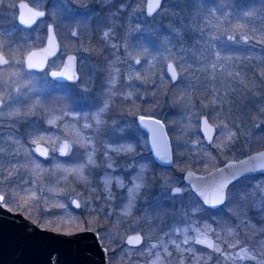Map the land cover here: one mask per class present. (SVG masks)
Here are the masks:
<instances>
[{
  "label": "rangeland",
  "instance_id": "rangeland-1",
  "mask_svg": "<svg viewBox=\"0 0 264 264\" xmlns=\"http://www.w3.org/2000/svg\"><path fill=\"white\" fill-rule=\"evenodd\" d=\"M17 1L19 0H0V15L7 16V18L3 19H1L0 16V20L1 22L6 21L8 23V27L0 26V52L10 60V65L0 67V100L2 101L1 105H4L0 107V194L4 197V206L9 209L17 211L18 209H26L32 215L39 216V214H36L39 209L35 210L31 208V206H33L31 205L32 203H38L35 198L37 193L35 178H33L30 184L26 183L24 185H19L18 176H15L16 171L19 170L21 165L20 160L23 147H25L27 155L29 156L32 155L31 151H34L33 146L36 143H43L49 149L48 156L43 158L45 159L44 161H39L36 157H31L33 158L30 166L32 172L33 169H37V165H39V167H48L49 169L55 167V160H57L58 156H62L58 151L62 141L66 140L70 144V149L67 151V154L63 155L67 160H71L77 155V151L80 148L78 137L81 141V147L84 146L85 142L84 139L82 140L79 126L73 121L74 118H72V121L64 122H60L59 119H57L55 123H51L52 130H50V132L44 133V135L41 134L42 137L45 138V141L36 140V136H32L31 139L34 140L31 141L30 144H24L16 138L14 136V129L9 125L13 126V120L22 116L19 107L21 98L27 95L31 96L34 90L42 87L45 88L51 83L56 82V79L48 76L47 71L49 69L61 71L69 55H72L75 59V78L71 82L78 85V87L82 85V89L84 90L86 86L85 82H83V76L87 74L92 79L95 74L96 65L91 60L92 58L89 50L84 47L85 43L82 41L84 35L80 25L81 22L78 21L77 18V22H73L71 18H65V15H63V13L69 12V14L72 13L79 16L82 13V15L85 16L83 14L85 12V10H83L86 7L85 4L83 5L76 0H25L35 8L44 9L46 11V18L39 20L30 28L21 30L18 28L20 25L16 21ZM134 1L135 4L132 3L131 0H128L127 7L125 6V8L122 5L121 8L134 18L135 24L133 25V32L135 34L146 32L149 37L153 39V46L155 47L149 49L148 46H136L133 48V52L128 48L125 49L124 55L126 65L124 79L127 82L134 83L142 100L147 102L152 101L154 107L147 110L137 108L134 113H127L128 111L116 112L110 120V129L119 128L120 131H123L128 128L136 131L139 136L144 137V134L142 135L140 132L142 130L138 126L139 117L143 115L156 117L164 123L167 130L171 146L172 164L174 162V149H176V157L179 166L183 164L185 159H189L191 163H189V167H181L179 171L180 174L179 172L173 171V173H171L172 176L161 177V180L157 184L158 191L154 198V202L151 203L150 199L145 197V195L138 197V191L135 194V199L131 202V207H129L130 196L128 188L132 187L136 182L133 178L140 173V171L138 168H134L132 172L128 174V179L123 178L118 173L116 174L114 169L117 166L112 164L113 159L110 158L112 154L108 151L111 150L115 153L116 151H114V149L121 145L130 146L131 142L127 144L103 142V147L99 150L101 151L104 149L103 156L101 157L107 160V162L100 168L101 175L99 176V181L101 185L99 186L100 189H98V196H96L101 199V203L103 198H106V203L109 207L107 212L109 215H114L121 210V221L128 223H126V228L121 232L108 229L102 225H100L98 231L96 228L98 227L97 225H99L97 220H92L93 218L90 217L85 228L96 229L104 244L111 242L116 249L115 263L120 260L121 263L119 262V264H128V261L133 257L132 255H140V252H143L148 254L149 259L147 261L138 259L139 261H135L134 263L132 261V264H184L182 254L173 256L165 252L167 249L166 246L169 245L168 242L164 243L163 246L160 245V242L164 241L163 233H160L159 236L154 239L152 236L148 237L144 234V231H146L145 225L150 220L160 215V204L166 201L170 204V214L172 215L169 220L163 218L166 220L165 226L166 229L169 228L179 234L176 238L179 243H184L185 237H189L188 244H191V249L195 248L192 245L196 244L200 247L205 246L207 248L206 244H199L196 242L198 236L196 229L199 228L201 232L205 233L204 235H200L199 238H207L213 244V247L210 249H216V247H218L217 244H221V240L218 236L219 230L207 220H203V217L206 216L208 212L203 210L195 200L189 197L187 193L188 187L182 180V173L186 169L205 172L222 164L228 159H236L254 150L263 148L261 144H259L260 146L258 145V148L252 149V147L256 146V143L260 141L258 132L261 120L258 118L249 119L246 118L244 113L243 115L240 114L241 110L245 108V100L248 98L247 94L250 93V90L245 89L243 85L238 91L231 89V86L228 87L229 91H227V89L225 90V88L219 89L225 81L226 75L225 78L217 76L216 80L210 77L208 82L203 81L206 75V73L203 75V70L205 69L204 65L197 64L196 67H193L188 60L190 61L193 58V60L197 62L203 56L214 55V51L211 49L214 48L212 44L214 38L220 39L223 43L243 42L247 44L251 43L252 39L247 31L237 30L230 26L228 22H224L223 16H227V13L224 14L221 11L223 5L222 0H215V7H211L208 4L205 5L201 0H199V4L196 3L198 0H163L159 10L151 16L145 14V0ZM126 2L125 0V4ZM126 18L129 19V17ZM219 19L220 22L218 23L217 21ZM48 23L53 24L55 34L59 41V50L53 58L49 59L45 70L29 72L23 67V57L29 50L38 48L44 44L46 26ZM127 23H129L128 20ZM3 30L7 36L11 34H16V37L21 36L25 44L23 54L19 55L17 53L19 48L16 41L10 40L9 43L4 41ZM183 31L190 37L189 40L183 39ZM73 33H75V35H73ZM253 42L256 43L255 41ZM149 43L151 44L150 39ZM261 44V46H264L263 43ZM4 50L7 52L4 53ZM214 58L217 61L214 59L211 66L220 63L219 54L214 56ZM137 59L140 60L139 64L136 63ZM168 61H172L175 64L179 75L177 81L173 82L176 86L174 90L171 89V91H165L163 88L165 83L170 81L165 69ZM229 71L230 70L227 69L226 74L229 73ZM81 78L82 83L79 85L78 82ZM233 78L231 77V79ZM227 79L230 81V77L227 76ZM63 82L67 81L65 80ZM160 88H163V92L159 97L157 91ZM230 91L234 93V96L223 99L227 94L231 93ZM253 93L254 95L259 94L257 90L253 91ZM131 94L132 92L128 91L125 97ZM65 99L67 100L66 93ZM68 102L66 101V104ZM73 106H75L73 112L70 111L66 105L65 109H61L60 106L57 108L58 110H56L57 113L55 117H62L69 113L73 117L81 118L84 112L77 113V102L74 103ZM51 109H54L53 105H51ZM229 113H232V118L229 117ZM202 115H205L215 126L216 134L211 143H206L204 139L201 138L202 136L199 132V118ZM104 118L103 116L101 120L104 121ZM94 121L96 123L95 119ZM47 124L50 123L47 121ZM82 124L84 126L88 125L90 121L83 120ZM65 125H67V127L63 128ZM225 125H227V128L232 133L230 138L228 132H224L223 135H221ZM144 142L148 146L147 135L146 141ZM223 146H225V149ZM179 149L181 150L179 151ZM217 150L221 151L217 160L218 164L214 167H207V164H204L203 161ZM119 152L123 153L129 151ZM119 152L116 153L118 154ZM90 153L93 158H97V155H94L93 146ZM88 154L89 152H87L86 159H88ZM135 158L131 156L128 157L125 164H123L124 168L129 171L131 168L135 167V165L139 167L141 163ZM180 158H182V164L180 163ZM109 164H111L112 167H109ZM75 177L84 187L85 180L81 178V174L75 172ZM106 177L112 178L111 184L113 185V182H115L116 190L111 188V184L108 188L105 187L104 180ZM117 179L122 180L125 186L119 187ZM127 180L128 182H126ZM71 181L74 182L75 179ZM44 183V181L41 183V192L45 190ZM254 183L258 186L257 181ZM254 183L252 182L253 185H255ZM261 183L262 185L259 187V191L264 192V183ZM175 186L181 189L180 193L172 192V188ZM94 191L95 193L98 192L97 189ZM253 193H255V191ZM231 194L230 198H232L233 192H231ZM64 196L66 198L65 202H68L72 210L81 209L83 212H87L93 206L90 199L87 198L91 196L89 192L84 196L81 190L69 187L64 191ZM73 198L78 200L79 207L72 205L71 200ZM117 202H119L120 207L117 206ZM102 205L105 204L103 203ZM232 205L231 203L225 207L227 216L229 207ZM37 206L38 205H36L35 208H38ZM64 208L67 207L64 206ZM41 209L42 208H40V210ZM193 209L196 211H193ZM69 210L65 211V209L62 208L61 212H63L65 216L77 214L74 211L71 213V210ZM130 212H133V215L128 216ZM212 215L213 214L207 215V217ZM179 218H184L186 221H179ZM205 225L210 226L211 231H205ZM185 228H187V231L182 230ZM178 229H181V231H178ZM134 232H139L143 235V243L138 247L144 246L137 251H132L129 249L131 246H129L126 250V258L122 257V252H124L125 249L121 250V248H116L114 240L121 238L124 241L128 233ZM223 235L225 237L224 233ZM215 236H217V238H215ZM170 238L171 237H169V239ZM226 239L228 240L227 237ZM179 243H176V245ZM153 245H155V247H153ZM241 248H248L250 255L255 256V258L260 256L257 250L255 251L254 248L244 245L236 248L228 257H221L222 260L220 264H225L226 258H230L233 261L246 260L248 262L251 258L243 260L237 258ZM176 250L179 251L180 249H177L176 246ZM193 256L195 264H198L199 255L195 249ZM134 258L135 257H133L132 260H134ZM260 261L257 263L264 264V257H261ZM186 264L190 263L187 262Z\"/></svg>",
  "mask_w": 264,
  "mask_h": 264
},
{
  "label": "trees",
  "instance_id": "trees-1",
  "mask_svg": "<svg viewBox=\"0 0 264 264\" xmlns=\"http://www.w3.org/2000/svg\"><path fill=\"white\" fill-rule=\"evenodd\" d=\"M76 1L86 5L83 9L85 10L83 13L85 16H83L82 13L79 16L77 14H69V12H65L63 15H65V18H71L73 22L76 21V18L81 22L80 25L84 35L82 41L85 43L84 47L89 50L92 58L91 60L96 65L93 78L91 79L87 74L83 76V82H85L86 86L85 90L82 89V78L78 82L81 87H78V85L71 81L63 82L56 80V82L51 83L45 88L42 87L34 90L31 93V96L27 95L26 97L21 98L19 107L22 116L15 118L13 120V126H9L14 129V136L24 144H30L31 141L34 140L31 139L32 136H36V140L45 141V138L42 137V135L52 130V125L47 124V121L55 117V114L57 113L56 110H58L57 108L61 106V109H65L66 105L70 111L73 112L75 107L73 105L77 102L76 111L77 113L84 112L82 117L76 118L67 113V115L60 117L59 121H72V118H74L73 121L79 126V132H81L82 140L84 139L85 143L84 146L81 147L80 138L77 136L80 148L73 159L67 160V158H64L63 156H58L57 160L54 162L55 167L50 169L48 167H38L35 170L33 169L32 172L30 166L33 158L31 157H36L39 161H44L45 159L37 156L34 151H31V156L27 155L25 147H23L20 160L21 165L19 170L16 171L15 176H18L19 185H24L26 183L30 184L33 178H35L34 180L37 187L35 198L38 203H32L31 205L33 206H31V208L35 210L39 209L36 213L39 214V216L32 215L26 209H18V211L24 213L39 225L54 230L72 232L85 228L91 217L93 218L92 220H97L99 225H97L98 227L96 228L98 231L100 225H102L108 229L121 232L126 228V223H128L121 221V210L114 215H109L107 212L109 207L106 203V198H103L101 203V199L97 197L99 193L98 189H100L99 186L101 185V182L99 181V176L101 175L100 168H102L107 162V160L101 157L103 156L104 149L101 151L99 150L103 147V142L112 144H127L131 142V151L129 152H119L117 154L111 150L108 151L112 154L110 156V158L113 159L112 164L117 166L114 169V172L120 174L123 178L128 179V174H130L134 168H138L141 172V167H143L142 186L139 190L138 197L145 195V197L150 199L151 203L154 202V198L158 191L157 184L161 180V177H170L172 176L171 173H173V171L179 172L181 167H189V163L191 162L189 159H185L182 164V158H180V163L182 165L179 166L176 157V149H174L173 164L170 166L159 165L153 160L151 152L147 144L144 142L146 141L145 132L140 131L142 135L144 134V139V137L139 136L137 132L132 129L126 128L123 131H120L119 128L110 129V120L116 112L128 111L127 113H134L137 108L147 110L154 107L152 101L147 102L142 100L134 83L132 84L125 81L124 73L126 59L124 53L127 48L133 52V48L136 46H148L149 49H152L155 46H153V39L149 37L146 32H140L137 34L133 32L135 20L133 16H130L129 13L123 11L121 8L122 5L127 7L128 0H126V4L125 0ZM201 1H203L205 5L208 4L211 7L216 6L215 0ZM131 2L135 4L134 0H131ZM196 3L199 4V0L196 1ZM222 3L221 11L224 14L227 13V16H223L224 22H228L230 26L237 30L247 31L251 36V43H223L220 39L214 38L212 40L214 48H211L210 46L214 51V55L203 56L197 62L192 58L190 61L188 60V62L193 67H196L197 64L204 65L205 69L203 70V75L205 73L206 75L204 76L203 81L208 82L210 77L213 80H216L217 76L225 78L226 75L225 81L219 89L225 88V90L227 89V91H229L228 87L231 86V89L238 91L243 85L245 89L250 90V93L247 94L248 98L245 100V108L241 110L240 114L243 115L244 113L246 118L249 119L258 118L261 120L258 132L260 138L258 139L260 141H258L256 143L257 145L253 146L252 149L258 148L260 146L259 144L264 148V46H261V43L264 44V2H262V0H222ZM126 17H129V19ZM3 18H7V16L2 15L1 19ZM127 20L129 23H127ZM217 22L219 23L220 19ZM0 26L8 27V23L6 21L1 22L0 20ZM18 28L21 30L26 29L20 26ZM182 34L183 39H190L184 31ZM3 36L5 39L3 40L7 43H9L10 40L16 41L19 48L17 53L19 55L23 54L25 44L21 36L16 37V34L7 36L4 30ZM149 39L151 40V44L149 43ZM3 52L6 53L7 51L4 50ZM216 53L217 55L219 54L220 63L211 66V63H213V60L215 59L214 56H217ZM227 69L230 70L229 73H227L228 75L226 74ZM227 76L230 77V81L227 79ZM231 77L234 78L231 79ZM113 79L115 80V84L112 83ZM174 84L175 83L167 81L163 88L165 91H171V89L174 90V87L176 86ZM163 88H160L157 91L159 97L163 92ZM255 90L259 93L258 95H254L253 91ZM128 91H131L132 94L125 97V94H127ZM230 92L231 93L227 94L223 99L233 97L234 93L232 91ZM65 93L67 95V100L65 99ZM66 101L69 102L66 104ZM105 103L108 104V108L105 112L100 114L101 118L103 116L105 117L104 121L97 124L93 118ZM51 105H53V110L51 109ZM229 117L232 118V113H229ZM83 120L90 121L88 127H85L82 124ZM66 127L67 125L63 128ZM92 146L94 155H97V158H93L94 163H89L88 159H86L87 152H91ZM223 148L225 149V146H223ZM180 150L181 149H179V151ZM220 154L221 151H214L211 156L203 161L204 164H207V167H214L218 164L217 160ZM130 156L133 158L136 156L135 159L138 160L141 165L139 167H137L138 165H135V167L128 171V169L124 168L123 164H125L126 159ZM81 164L84 165L82 172L85 180L84 187L75 177V172L65 171V169H69L70 167L75 168ZM72 178L75 179L74 182L71 181L73 180ZM43 181L45 182V190L41 192L40 188ZM255 181L258 182V186L254 183ZM126 182H128V180ZM252 182L256 186L253 185ZM261 182L264 183V174L241 177L229 186L228 201L216 209L204 207L188 188L187 193L189 197L192 200H195L203 210L209 213L203 217V220H207L215 226V228H218V236L221 240V244L217 245L220 251L208 247L206 248L205 246L200 247L197 244L192 245L195 248L191 249V244L179 243V241L176 240L179 234L169 228L166 229L165 226V221L169 220L172 215L170 214V204L166 201L160 204V215L155 219L150 220L145 225L146 231H144V234L148 237L152 236L154 239L157 238L160 233H163L164 241L160 242V245L163 246L164 243L168 242L169 245L166 246L167 249L165 252H168L173 256H179V254H182L184 264L187 262L195 264L193 259L194 249L199 255L198 264H220L223 257H228L232 251L239 246L244 245L254 248L255 251L257 250L260 256H258V258L249 259L248 262L246 260L233 261L230 258H226L227 260L225 264H260L257 262L260 261L261 257H264V251H262L264 245L261 244V242L264 241V218H262L264 217V203H262L259 208L256 207V204L258 201H261V197L264 196V192L259 191V187L262 185ZM114 183L115 182H113V185L111 184L112 189L116 188ZM69 187L81 190V193L84 196L89 192V194L93 196L87 197L93 204L91 209L87 212H83L81 209L72 210L68 202H65L66 198L64 196V191ZM95 189H97V193H95ZM254 191L255 193H253ZM231 192H233L232 198H230L232 195ZM103 203L105 205H102ZM231 203L233 205L229 207L227 216L225 207ZM116 204L120 207L119 202ZM36 205H38V208H35ZM64 206L67 208H64ZM40 208L42 209L40 210ZM62 208L65 209V211L70 209L71 211H69L71 213L74 211L77 214L65 216L63 212H61ZM210 214L213 215L207 217V215ZM131 215H133V212H130L128 216ZM179 221L186 220L184 218H179ZM241 221H243V223H241ZM223 233L225 234V237ZM169 237L171 238L169 239ZM215 238H217V236H215ZM114 241L116 248H121V250L125 249L124 252H122V257L126 258V250L129 246H127L121 238H117ZM176 243H179V248L177 247V249H180L181 251L176 250ZM232 244H235L236 246L230 247ZM105 245L108 250L109 263H121L120 260L115 263L116 249L111 242H107ZM143 246L138 248L130 247L129 249L137 251ZM140 253V255H132L135 258L132 260L133 257H131L128 264H132V261L134 263L135 261H147L149 259L148 254L143 252Z\"/></svg>",
  "mask_w": 264,
  "mask_h": 264
},
{
  "label": "water",
  "instance_id": "water-1",
  "mask_svg": "<svg viewBox=\"0 0 264 264\" xmlns=\"http://www.w3.org/2000/svg\"><path fill=\"white\" fill-rule=\"evenodd\" d=\"M149 2L154 4L155 0H145L144 10L147 16L156 13L161 7L163 0H160L159 7H156L151 14L148 12ZM16 9V21L24 28L34 26L39 20L44 19L46 16V11L44 9L35 8L25 0L17 1ZM38 12H42L44 15H34V13ZM25 21H27V23ZM58 50L59 41L55 34L53 24L48 23L46 26L44 44L38 48L29 50L24 55L23 67L28 71H43L46 69L49 59L53 58ZM29 57H31L32 63L38 64L39 66L31 69L28 68V63L30 62ZM68 57L73 56L70 55ZM68 57L61 71L65 70V65H69ZM169 64H171L177 72V78L175 80L171 78V72L168 70ZM1 66L5 65L0 62V67ZM165 69L170 81L172 83L176 82L179 75L175 64L172 61H168ZM53 72L59 71L49 69L47 74L50 78L68 80L66 77H53ZM68 72L69 74H74V59L71 61ZM141 117L142 116L138 119V126L147 134L148 147L153 159L162 166L171 165V146L164 123L156 117L144 115L143 117H145V120L141 121ZM205 120L208 121L207 124L204 123ZM155 121H159V125H157ZM199 132L206 143L212 142L207 139L208 136L212 138L215 136V126L205 115L199 118ZM65 141L66 140L61 142L58 151ZM37 148H39V151H37ZM33 149L40 157H46L41 155V152L45 150L49 153L47 146L43 143H36ZM161 157H164V159L162 160ZM249 157L253 159H249ZM166 161H170V163ZM240 161H245L246 163L241 165ZM229 163L235 166L225 170L223 178L226 179H232L233 175H236V180H238L240 177L246 175L264 174V168L261 167L264 166V148L254 150L236 159H228L222 164L205 172L186 169L182 174V180L202 203V198L199 197L197 193L206 189L207 186L213 182V176L217 179L221 178L217 175V169L224 168L225 165ZM250 168H255L256 170L245 171V169ZM175 188H177V186L172 188L173 193H175ZM0 197H2L1 194ZM1 200L2 199H0V264H110L108 261L107 247L101 241L96 229L83 228L74 232H62L48 227H42L23 213L7 209L1 204ZM74 202L78 203V200L76 198L71 200L73 206H75ZM203 206L215 209L221 205L215 207L209 205ZM129 240L133 242L129 243ZM124 242L128 246L138 247L143 243V235L139 232L128 233L124 238Z\"/></svg>",
  "mask_w": 264,
  "mask_h": 264
},
{
  "label": "snow or ice",
  "instance_id": "snow-or-ice-1",
  "mask_svg": "<svg viewBox=\"0 0 264 264\" xmlns=\"http://www.w3.org/2000/svg\"><path fill=\"white\" fill-rule=\"evenodd\" d=\"M262 2H264V0H262ZM159 3H160V0H155L154 4L152 2L148 3V12H149V14H151L155 10L156 7H159ZM34 15L42 16V15H44V13L38 12V13H34ZM25 22L27 23V21H25ZM73 35H75V33H73ZM73 59H74L73 57H68L69 65H65V70L64 71H60V72H53L52 76L53 77H57V76L66 77L68 80H73L75 78L74 74H69V72H68V68H69V66L71 64V61ZM29 60H30V62L28 63V68L31 69V68H35V67L39 66L38 64H34V63L31 62V57H29ZM0 62H2L3 65H5V66L10 65V60L8 58H6L2 52H0ZM136 63L139 64L140 60L137 59ZM168 70L171 72V78L173 80H175L177 78V72H176L175 68H173V66L171 64H169L168 65ZM129 78H131V77H129ZM112 83L115 84V80L114 79L112 80ZM3 106L4 105H0V107H3ZM107 108H108V104L105 103L104 106L102 108H100L98 110V112L95 114L94 119L96 120L97 124L102 123L100 114L105 112L107 110ZM57 119H60V117H58V116L53 117V119L49 120L48 122L50 124L51 123H55V121ZM140 119H141V121H144L145 117L142 116ZM155 123L157 125H159V121H155ZM204 123L207 124L208 121L205 120ZM85 127H88V125H85ZM224 132H228L229 133V138L231 137L232 133L227 128V125L224 126V128H223V130L221 132V135H223ZM154 137H155V133H154ZM207 139L209 141H212L213 138L211 136H208ZM69 149H70V144L67 141H65V143L59 149L60 155H62V156L66 155L67 151ZM37 151H39V148H37ZM114 151H116V152H119V151H131V147L130 146L121 145V146L117 147L116 149H114ZM41 155L47 156L48 152L45 150V151L41 152ZM158 155H159V153H158ZM161 159L163 160L164 157H161ZM249 159H253V158L249 157ZM88 162L89 163H94L91 153L88 154ZM166 162L170 163V161H166ZM245 163H246L245 161H240L241 165H243ZM108 166L112 167L111 164H109ZM234 166H235L234 164L229 163V164H226L224 168H218L217 169V175H219L221 178L217 179L215 176H213L212 177V181L213 182L210 185H208L206 189L201 190V191H199L197 193V195L202 198V205H209V206L215 207L217 205L225 204V202L229 199V195H228L229 186L232 185L236 181L237 176L233 175L232 179H226V178H223V174L225 173L226 169L232 168ZM36 167L38 168L39 165H37ZM261 167L264 168V166H261ZM83 168H84V165L81 164V165H79L78 167H75V168L65 169V171L77 172V173L81 174V178H83L82 177ZM255 170H256L255 168L245 169V171H255ZM142 173H143V167L141 168V172L138 173L133 178L134 181H136V182L133 184L132 187L128 188V193H129V196H130L129 207H131L132 200L135 199V194L139 191V189L142 186V183L140 182L143 179ZM190 175H191V173H190ZM111 179H112L111 177H106L105 178L104 184H105L106 188H108L110 186ZM117 183H118L119 187H124L125 186L124 182L122 180H120V179H117ZM174 192L175 193H180L181 189L177 187V188L174 189ZM0 199H3V197H0ZM262 203H264V196L261 197V201L257 202L256 207L259 208ZM79 206L80 205L78 203H75V207H79ZM193 211H196V210L193 209ZM262 218H264V217H262ZM241 223H243V221H241ZM182 230L183 231H187V228L182 229ZM178 231H181V229H178ZM196 231L198 233L196 242L199 243V244H206L207 247L212 248L213 244L207 238H205V239H200L199 238L200 235H204L205 233L201 232V230L199 228H197ZM205 231H211L210 226L205 225ZM229 234H231V233H229ZM189 239H190L189 237H185L183 242L186 244V243H188ZM132 242H133L132 240H129V243H132ZM173 243H174V241H173ZM261 244L264 245V241H262ZM235 246H236L235 244L230 245V247H235ZM153 247H155V245H153ZM177 247L179 248V245H177ZM216 251H220V249L217 247ZM262 251H264V249H262ZM237 258H239L241 260L246 259V258L254 259L255 256L250 255V251H249L248 248H241L240 249V253L238 254Z\"/></svg>",
  "mask_w": 264,
  "mask_h": 264
},
{
  "label": "flooded vegetation",
  "instance_id": "flooded-vegetation-1",
  "mask_svg": "<svg viewBox=\"0 0 264 264\" xmlns=\"http://www.w3.org/2000/svg\"><path fill=\"white\" fill-rule=\"evenodd\" d=\"M70 56V55H69ZM74 58V57H73ZM75 60V59H74ZM66 61V60H65ZM74 70H75V61H74ZM75 74V73H74ZM66 79H62V80H59V81H65ZM67 81V80H66ZM1 101V100H0ZM1 104H2V101H1ZM3 201H4V197H3V199L1 200V203L3 204ZM3 206H4V204H3ZM6 207V206H5ZM8 208V207H7ZM10 210H12V209H10ZM12 211H17V210H12Z\"/></svg>",
  "mask_w": 264,
  "mask_h": 264
}]
</instances>
